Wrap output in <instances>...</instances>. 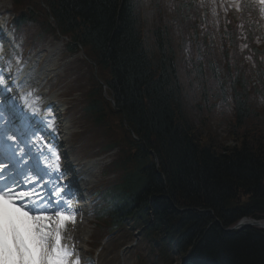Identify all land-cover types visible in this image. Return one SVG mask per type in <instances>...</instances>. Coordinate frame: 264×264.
<instances>
[{
	"label": "trees",
	"instance_id": "trees-1",
	"mask_svg": "<svg viewBox=\"0 0 264 264\" xmlns=\"http://www.w3.org/2000/svg\"><path fill=\"white\" fill-rule=\"evenodd\" d=\"M49 2L108 76L121 111L109 114L99 85L94 88L95 121L106 126L108 117L114 119L111 126L127 152L115 163L123 173L111 192L114 206L106 210L113 222L132 216L147 223L154 214L148 235L156 227L177 236L182 252L194 249L190 264H264V231L234 234L212 222L209 212L180 213L173 205L211 208L226 224L233 213L264 216V110L244 82L235 90L234 114L221 135L212 118L198 119L185 101L173 26H153L136 0ZM227 199L236 205L225 208Z\"/></svg>",
	"mask_w": 264,
	"mask_h": 264
},
{
	"label": "snow or ice",
	"instance_id": "snow-or-ice-1",
	"mask_svg": "<svg viewBox=\"0 0 264 264\" xmlns=\"http://www.w3.org/2000/svg\"><path fill=\"white\" fill-rule=\"evenodd\" d=\"M0 85H3L2 74ZM11 130L0 113V260L7 259L9 264H33L38 250L39 264H80L79 258L72 259L74 249L63 243L67 225L74 224L76 218L59 209L72 212L70 203L56 198L61 194L59 189L53 190L49 203H45L39 193L25 190L38 183L30 172H35V176L41 179L43 177L35 168L28 169L26 164L18 163L27 154L20 147L27 133L16 130L17 135L22 136L20 141H16L15 136L6 137ZM6 156L16 162L13 164L15 171L8 170L9 174L5 176L3 160ZM12 210L23 213V217L15 216ZM49 212L55 215H47ZM30 241L35 247L30 246Z\"/></svg>",
	"mask_w": 264,
	"mask_h": 264
},
{
	"label": "rangeland",
	"instance_id": "rangeland-1",
	"mask_svg": "<svg viewBox=\"0 0 264 264\" xmlns=\"http://www.w3.org/2000/svg\"><path fill=\"white\" fill-rule=\"evenodd\" d=\"M5 3L6 6L9 5V1L7 0H3ZM209 1V4L211 5V3L216 6V11L214 10V8H212V13L213 14H219L222 13V6H223V2H220L222 0H208ZM231 4H237V0H229ZM2 10V9H0ZM212 20V18H211ZM220 42L224 43V37L222 39L219 40ZM57 45V42L56 41H53L50 46L51 48L54 49V47ZM217 46H218V49H217V53L219 55V59L222 60V57H221V54H220V49L223 48V46L221 48H219V42H217ZM62 49H60V52L58 54L59 57H61L62 55ZM73 55V54H72ZM80 57L81 54L80 53H76L74 57ZM78 63V62H77ZM76 66L79 67V70L76 69V71H70V72H73V80L77 79L78 76H79V71H84V69H86V67H83L81 64H77ZM85 77L86 76H83V79L85 80ZM59 85L56 83L53 85V89L55 92L59 93V94H63L65 91L64 89L63 90H58L57 88H60L58 87ZM64 88H66L64 85H63ZM62 100H65L64 98H62ZM228 114H231L229 109L226 108V107H217L216 109H214L213 111V116L216 123H220V122H223V125L221 126L220 128V132H221V135H224L225 131H224V128L226 126V122L224 121L225 118H227ZM225 136V135H224ZM229 142H232V140H229ZM211 209V208H210ZM212 210V209H211ZM212 222H217L218 224L220 223L219 222V218L215 215V213L213 212L212 214ZM91 224V223H90ZM221 224V223H220ZM220 226V225H219ZM79 228V227H78ZM81 229V228H80ZM77 234V233H76ZM77 238V241H78V238L79 237H76ZM138 238H140V236H138ZM141 239H138V242L135 241V237H132V233L130 231L129 228H125L124 230H122L118 235H116L115 237H110L108 239H106L104 241V243L102 244L101 247H99L97 249V251H99V254H96L95 255V264H122V261L125 262V264H140L141 261L143 260V257L142 258H139L140 255H148L149 254V251H150V247H145V244L143 245L145 247L144 249V252L143 251H137L136 250V246L135 244H139L141 241ZM131 245V247L129 248V246ZM125 246H128V248L124 249V256L121 257V250H123V248ZM83 256L80 255V259H79V262L80 264H85V263H82L81 262V258Z\"/></svg>",
	"mask_w": 264,
	"mask_h": 264
},
{
	"label": "bare ground",
	"instance_id": "bare-ground-1",
	"mask_svg": "<svg viewBox=\"0 0 264 264\" xmlns=\"http://www.w3.org/2000/svg\"><path fill=\"white\" fill-rule=\"evenodd\" d=\"M2 22V20H1ZM1 42V41H0ZM51 66L50 65H45L42 68H37L36 66L34 67H30L24 70V72L20 73V74H13L14 72V68L13 67H8L7 62H5L3 60V57L0 56V74H2V79H3V84H5L6 81L10 80V86H16L18 84H21L24 82L25 78L27 79L26 82V87L22 88L25 90V94L29 95V99L33 100V104L36 106L34 107V109L36 111H43L44 113H40V115H44L47 114L48 115V119L47 121L51 122V127L55 128V137H60V135H62L63 133H60V129L61 128H65L66 127V123L64 126V121L59 117H57V111L58 109H60L61 112V108L58 107V104L56 103H51L48 104L46 103V106L44 107L43 103L40 104L39 106L37 105V101H41L42 100V95H40L38 93V86L42 83V81H44L47 77V74L50 71ZM14 86L12 88H14ZM3 85H0V90L2 89ZM3 93H8L11 94L13 93V90L10 88H4L3 89ZM62 106V105H61ZM53 119L50 121V119ZM27 154L23 156V159H26L27 155H29L28 152H26ZM79 165V164H78ZM79 170H80V181L82 185H86L89 182V178H88V173H89V168L84 167V166H79ZM33 186H31L32 188ZM35 189H39L37 187L34 186ZM74 213V212H73ZM67 214V215H75L76 218V212L75 214ZM21 217H23V214L21 215ZM25 220H27V218H24ZM76 223V222H75ZM73 223H69L67 225L66 231L64 233V240L63 243L66 246H71L74 251H73V257L72 259H76V248H75V244L73 242H71L69 239H72V233L74 232L75 228H76V224ZM31 242V241H30ZM33 247H35L34 245H32ZM35 258L37 260L33 261V264H37V262L39 261V251L36 250L35 252ZM0 264H8L7 262H5L4 260H0ZM39 264V263H38Z\"/></svg>",
	"mask_w": 264,
	"mask_h": 264
},
{
	"label": "water",
	"instance_id": "water-1",
	"mask_svg": "<svg viewBox=\"0 0 264 264\" xmlns=\"http://www.w3.org/2000/svg\"><path fill=\"white\" fill-rule=\"evenodd\" d=\"M230 204H231V202H230V201H227V205H230ZM257 224H259V225H263V224L258 223V222H257Z\"/></svg>",
	"mask_w": 264,
	"mask_h": 264
}]
</instances>
